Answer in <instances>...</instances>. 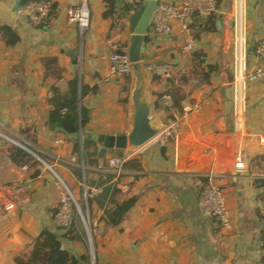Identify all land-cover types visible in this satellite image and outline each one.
Masks as SVG:
<instances>
[{
    "label": "crops",
    "instance_id": "obj_1",
    "mask_svg": "<svg viewBox=\"0 0 264 264\" xmlns=\"http://www.w3.org/2000/svg\"><path fill=\"white\" fill-rule=\"evenodd\" d=\"M19 1L0 0V27L11 28L19 38L16 46L10 48L0 35V264H15V257L27 255L32 240L43 230L58 232L60 236L67 232L68 229L57 230L55 223L62 184L81 206L90 234L91 227L94 228V264H264V245L260 241L263 226L259 222V215L264 217V111L254 112L264 108V98L254 109H251L253 105L246 108L244 103L246 88L260 86L259 93L264 92V79L239 88L234 80L233 59L232 65L220 68L218 64L219 70L210 83L182 103L183 113H187L184 132L226 130L233 140L236 161L243 155L263 164L259 169L217 172L213 177V183L225 193L229 210L230 224L221 228L217 221L204 217L199 206L201 184L206 180L199 184L193 174L175 168L174 138L165 141L162 136L173 122L168 119L167 111L154 109L164 125L156 139L135 152L121 151L126 162L119 178L108 170L104 161L107 154L98 157L101 145L71 143L62 134L47 130L45 123L51 107L46 98L53 83L43 82L42 58L56 57L66 79L77 71L85 84L96 88L95 94L84 99L91 119L81 135H126L131 77L110 76L107 45L91 44L89 34L80 43L78 25L68 22L67 12L84 4L90 10V21L100 22V0H50L52 14L47 26L38 31L14 12ZM113 6L115 9V0ZM237 15L234 0L219 1L215 17L220 33L202 37L201 44L196 38V46L189 54L200 45L203 48V40L209 36H218L221 43L232 44L235 54ZM240 19L245 59L251 68L262 66L264 60L258 57L256 49L264 40V0H246ZM116 31L115 27L114 39L119 41ZM178 35L175 28L169 35L171 40L158 47V41L150 40L145 50L152 45L153 51H160L153 55L155 60L166 56L169 59L172 53L169 49ZM123 44L128 47V40ZM152 71L151 66V77ZM188 71L186 68L183 73ZM150 89L153 105L159 101L156 94L164 89L161 83L152 80ZM238 95L241 112L236 108ZM195 106H199L197 111ZM10 144L26 151L42 167H18L11 163L5 154ZM84 152L89 157L86 165ZM99 186L104 190L108 186L120 187L127 198L139 196L117 229L106 231L103 222L113 205L101 199V195L89 200L90 206L83 200L85 190L89 192ZM78 221L83 225L80 217ZM60 239L63 249L78 256L88 254L84 242Z\"/></svg>",
    "mask_w": 264,
    "mask_h": 264
},
{
    "label": "built area",
    "instance_id": "obj_2",
    "mask_svg": "<svg viewBox=\"0 0 264 264\" xmlns=\"http://www.w3.org/2000/svg\"><path fill=\"white\" fill-rule=\"evenodd\" d=\"M7 1V0H3ZM114 0H100L102 7L101 21L93 24L90 21V10L87 5L67 12L68 22L77 24L81 36L89 34V40L93 45H107L106 53L109 62V75L121 78L130 76V63L128 60V48L115 40V16ZM224 1V0H219ZM218 0H158L153 13L149 32L153 38L166 37L173 34L177 28L179 35L186 37V43L180 48L181 54H189L196 46L197 28L190 27L191 15L208 17L217 14ZM246 0H234L238 12L236 24L235 48V72L234 80L239 88L254 84L264 79V65L254 66L246 61L244 56V37L240 19L241 10ZM124 5L129 12L139 9L141 0H124ZM53 11V3L50 0H37L17 9L18 15L25 20L31 28L43 29L47 26ZM256 53L264 60V40L260 41ZM249 64V65H248ZM184 69L177 71L171 65H159L153 69V74L161 80H168L174 74H183ZM237 110L241 112L240 95L236 100ZM163 108L171 107L169 96L161 98ZM199 106H195L197 111ZM187 113L177 117L167 131L162 133L163 138H174V164L180 172L193 174L200 184L202 192L199 206L204 217L213 219L221 228H227L230 224L229 210L226 205V197L222 188L213 183V177L217 172L243 171L246 169H259L263 166L261 161H251L245 157L239 161L235 159L234 144L231 135L226 130H218L213 133L188 134L182 129ZM243 158V160H242ZM125 157H110L107 168L119 178L122 175ZM102 187H97L87 192L84 191L83 200L87 204L89 200L100 196ZM82 219L85 230L83 242L89 255H93V241L89 231V224L83 219L82 208L75 197L65 185H60L59 208L55 216L56 226L61 230L68 229L71 225L77 227L78 218Z\"/></svg>",
    "mask_w": 264,
    "mask_h": 264
},
{
    "label": "trees",
    "instance_id": "obj_3",
    "mask_svg": "<svg viewBox=\"0 0 264 264\" xmlns=\"http://www.w3.org/2000/svg\"><path fill=\"white\" fill-rule=\"evenodd\" d=\"M37 0H20L19 6H24L30 2ZM140 3V6L142 4ZM219 1V0H218ZM124 0H115V9H118L120 18L127 19L131 15L137 12L138 9L129 12L124 5ZM139 6V7H140ZM190 27L197 28V43L202 41V37L211 35H218V30L215 15L209 16L204 19L202 16L191 15ZM220 21V20H219ZM41 28V27H40ZM0 35L6 46L13 48L19 42L17 33L8 27H0ZM173 38V37H172ZM152 40L148 36V41ZM171 40L168 36L165 39L157 40V47L160 44ZM147 41V43H148ZM165 41V42H164ZM199 44V45H200ZM148 59V56H146ZM42 64V78L43 82H52L48 88L47 104L51 107V111L48 114V119L45 126L48 131L52 133L62 134L67 141L71 143H78L70 139L71 135H78L84 131L87 124L91 119V113L89 108L84 104V99L90 95L95 94L96 88L91 89L84 83L83 76L78 74L77 71L71 74L70 79L64 77L65 70L60 66L59 60L56 57H45L41 59ZM159 65H171L175 70L189 68V71L183 74H174L168 80H161L159 77L152 74V83L157 82L162 84L163 92L156 94L159 101L154 102L153 106L156 111H167L169 114L168 119L176 120L178 115L183 113L182 103L192 96L194 91L208 85L211 78L215 77L218 72V63L208 61L207 54L200 45L199 49L190 54V60L188 63H184L181 59H177L176 55L170 54L169 59L163 57L160 60L151 61L152 69ZM153 72V71H152ZM155 93L153 92V96ZM163 96H169L171 100V107L163 108L161 106V98ZM22 139H28L24 134H19ZM84 144L92 143L88 140L83 141ZM85 150V145H84ZM108 153H114L121 156V151H110ZM5 154L11 163L18 167L41 168V164L35 160L30 154L23 149L15 145H8L5 149ZM113 156L109 154L104 158V161ZM88 154L83 153V163H88ZM107 163V162H106ZM39 173V171H38ZM37 175V173H35ZM264 184V182H262ZM101 199L106 200L109 204L113 205V209L105 213L103 218L104 227L106 231L119 228L132 208L138 202L139 196L127 198V195L120 187L108 186L103 189ZM90 206V202H88ZM259 222L263 226L260 232V241L264 245V217L259 215ZM61 231L60 228H56ZM94 228L91 227L92 240H95L93 234ZM61 237L69 242H83L85 238V230L81 223H77V227L71 225L67 232L60 236L58 232L49 230H43L41 234L32 240L30 251L27 255L17 256L14 258L15 264H89L88 254L78 256L70 251L62 248ZM96 259V251L94 253Z\"/></svg>",
    "mask_w": 264,
    "mask_h": 264
},
{
    "label": "water",
    "instance_id": "obj_4",
    "mask_svg": "<svg viewBox=\"0 0 264 264\" xmlns=\"http://www.w3.org/2000/svg\"><path fill=\"white\" fill-rule=\"evenodd\" d=\"M158 0H143L136 13L127 18L130 36L128 39V60L130 63L131 86L128 98V131L124 136L71 135L73 141L88 140L102 146L98 153L103 158L110 151L135 152L156 139L164 130L160 114L151 102V65L146 62L145 47L153 13ZM18 5L14 8L17 11ZM219 27V23H218ZM69 56L75 61L74 54ZM94 264V255H89Z\"/></svg>",
    "mask_w": 264,
    "mask_h": 264
},
{
    "label": "rangeland",
    "instance_id": "obj_5",
    "mask_svg": "<svg viewBox=\"0 0 264 264\" xmlns=\"http://www.w3.org/2000/svg\"><path fill=\"white\" fill-rule=\"evenodd\" d=\"M249 4H251V1L248 2V5ZM19 7H21V6H19ZM114 16H115V21H116L115 27L117 28L116 32L119 34V44H123V42H126V40H128V36L130 35L127 19L120 18V15L118 14V9H114ZM231 19L235 20V18H231ZM33 29L37 30V31L42 30L41 28H33ZM114 33H115V30H114ZM217 37L218 36H209L207 39L203 40V43H204L203 48L207 52L208 61L209 62L210 61L217 62L220 65V68L224 67L225 65H232L234 62L233 59H235L233 56L234 55L233 54V45L227 44L225 42L223 44L220 42V39ZM81 39H82V41H80V43H82L85 40V35H83V37L81 36ZM152 40L157 41L153 37H152ZM184 41H185V38L183 37V35L176 36V38H174L173 43L171 44L173 46V48L169 49V52H172L171 54L176 55L177 59H181L184 63H188L190 60V54H181V50H180V48L185 44ZM152 48H153V46L151 45V46H149V49L147 48L145 50V54H146V56H148V59L146 58V62L149 63L150 65H151V61L153 59V55H155L156 52H160L157 49H156V51H153ZM159 55L161 57L164 56V54H159ZM166 55L167 54H165V56ZM166 58H167V56H166ZM256 85H258V84H256ZM260 88H261L260 86H250V88H246L245 100H244L246 108L248 107V105H251V106L253 105V107L251 109H254L255 105L258 106V104H257L258 101H261L264 98V92L259 93V91H258ZM259 109H260L259 111H257V109H256V111H254V112L259 113V112L264 111V108H259ZM262 116H264V114ZM167 139L170 141L171 137L168 136ZM108 154H109V156L118 157V155H115L114 153H107V155ZM121 157H123L122 154H121L120 158ZM84 209H85V207H84ZM92 253L94 255V248H93ZM94 259H95V255H94ZM89 264H91L90 256H89Z\"/></svg>",
    "mask_w": 264,
    "mask_h": 264
},
{
    "label": "bare ground",
    "instance_id": "obj_6",
    "mask_svg": "<svg viewBox=\"0 0 264 264\" xmlns=\"http://www.w3.org/2000/svg\"><path fill=\"white\" fill-rule=\"evenodd\" d=\"M242 23V22H241Z\"/></svg>",
    "mask_w": 264,
    "mask_h": 264
}]
</instances>
